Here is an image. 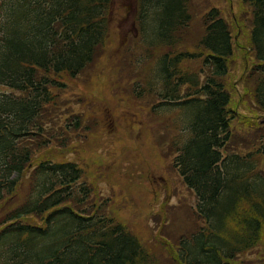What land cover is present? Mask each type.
<instances>
[{
    "label": "trees",
    "instance_id": "1",
    "mask_svg": "<svg viewBox=\"0 0 264 264\" xmlns=\"http://www.w3.org/2000/svg\"><path fill=\"white\" fill-rule=\"evenodd\" d=\"M191 1L137 0L140 36L153 39L150 45H176L183 37L175 34L193 19ZM114 2L0 0V85L14 91L0 92V264H149L144 246L103 211L107 203L90 206L92 187L83 184L77 162L36 156L56 139L65 147L69 133L80 128L79 119L58 113L54 89L66 87L63 74L75 78L96 59L106 44ZM244 3L261 62L252 100L264 110V0ZM204 24L198 55L167 52L161 59L167 96L187 82L197 89V96L184 102L191 131L182 152L189 182L198 189L199 211L214 231L182 244V264H224L264 234V176L256 174L254 160L222 153L231 138L232 98L219 77L228 70L232 33L216 8ZM195 56L204 57L212 70L203 85L181 70L187 57ZM41 230L47 238L56 235L41 241Z\"/></svg>",
    "mask_w": 264,
    "mask_h": 264
},
{
    "label": "rangeland",
    "instance_id": "2",
    "mask_svg": "<svg viewBox=\"0 0 264 264\" xmlns=\"http://www.w3.org/2000/svg\"><path fill=\"white\" fill-rule=\"evenodd\" d=\"M135 4L136 0H115L107 14L106 44L94 63L75 79L62 75L66 88L54 90L64 101L57 105L58 113L71 115L75 121L80 117L82 128L69 136L68 146H54L36 156L77 162L85 181L93 187V201L107 203L110 215L124 222L136 235V241L154 255L155 259L150 256L147 262L174 264L179 237L202 225L196 214L195 194L172 166L177 133L162 129V122L181 124L183 109L161 102L158 111L152 103L159 97L142 89L144 80H134V76L128 80L125 73L137 71L139 77L145 78L152 74L159 86L161 56L179 46H152L142 38L135 25ZM212 6L222 9L233 27V35L239 34L225 78L233 95L231 108L237 115L232 122L231 145L235 152H253L259 144L264 145V110L252 100L255 85L249 82L246 87L241 80L242 73L256 63L251 51L249 5L244 0H193L189 7L193 20L179 50L196 49L204 33V10ZM184 65L187 67L188 63ZM189 65L195 70L200 67L197 63ZM0 91L12 90L0 85ZM253 119L256 122L251 125ZM255 165L256 174L262 175L264 164ZM183 243L182 240L180 247ZM234 264H264V234L251 249L241 251Z\"/></svg>",
    "mask_w": 264,
    "mask_h": 264
},
{
    "label": "bare ground",
    "instance_id": "3",
    "mask_svg": "<svg viewBox=\"0 0 264 264\" xmlns=\"http://www.w3.org/2000/svg\"><path fill=\"white\" fill-rule=\"evenodd\" d=\"M162 127H163L162 129L164 132L171 133L174 131L177 133V136L173 141V147H172L175 150V157L173 159L172 166L176 171L180 172L179 176L184 180V183L187 186V188H189V190H191L196 195L198 193V189L192 183V181L189 182V178H190L189 171L184 167V156L181 154V151L179 149V144H178L182 137V132L178 130V127L183 128L185 130L189 127V124L187 122L181 121V124L177 126L173 124L171 125L162 124ZM247 154L254 157L255 163L253 164L263 163L264 161V151L262 150V148L258 147L256 151L247 152ZM261 173L264 176V168L261 169ZM55 235L56 234L53 233L51 238H53ZM41 236H43V240L41 241H45V240L47 241L51 239V238H47L49 236L45 230H41ZM41 243H44V242H41ZM146 252L149 253L147 250Z\"/></svg>",
    "mask_w": 264,
    "mask_h": 264
}]
</instances>
